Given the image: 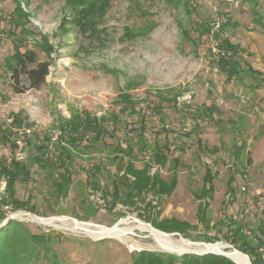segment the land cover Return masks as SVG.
<instances>
[{
	"label": "rangeland",
	"instance_id": "374dc122",
	"mask_svg": "<svg viewBox=\"0 0 264 264\" xmlns=\"http://www.w3.org/2000/svg\"><path fill=\"white\" fill-rule=\"evenodd\" d=\"M17 4L23 13L16 12ZM89 4L91 0L78 10ZM78 10L70 0H0V125L11 128L19 146L0 137V164L13 158L26 161L39 179L16 183V198L27 201L31 212L10 204L0 172V229L14 216L32 233L50 235L45 264H135L137 250L179 256L160 245L149 230L154 227L138 215L142 211L110 205L109 176L122 175L119 149L128 156L125 163L131 160L142 168L167 140L169 161L163 167L153 164L151 174L158 170L169 181L176 160L178 184L159 201L158 219L197 227L189 237L164 232L173 243L222 244L219 252L229 253V247L240 251L241 243L236 246L227 236L231 221L253 240L264 238V0H109L102 17H83ZM217 15L228 20L223 36L242 51L241 73L230 80L212 52L208 31L198 29L209 27ZM17 45L50 63V74L38 90H13L10 65ZM247 64L261 75H246ZM126 94L134 107L120 103ZM204 107L212 117L201 115ZM80 110L112 115L116 124L109 122L114 132L104 143L74 159L68 197L59 200L52 183L44 181L45 173L30 165L33 150L26 154L21 148L34 133L41 137L52 130L56 139L59 132L52 126L58 116L69 118ZM17 116L26 131L15 127ZM241 145L240 160L234 162ZM207 169L216 176L208 199L209 228L197 216ZM92 179L100 183L98 190ZM152 199L157 204L149 193L147 200ZM246 206L251 212L243 216ZM102 230L127 233L104 237Z\"/></svg>",
	"mask_w": 264,
	"mask_h": 264
},
{
	"label": "trees",
	"instance_id": "16d2710c",
	"mask_svg": "<svg viewBox=\"0 0 264 264\" xmlns=\"http://www.w3.org/2000/svg\"><path fill=\"white\" fill-rule=\"evenodd\" d=\"M90 0H70V4L74 9H77L84 4H88ZM172 1V0H169ZM89 9L87 6L78 10L81 16L102 17L106 14L108 9L109 0H91ZM16 12L23 13L21 6L16 5ZM83 14V15H82ZM90 14V15H89ZM213 22V21H212ZM211 22V23H212ZM209 27L200 26L199 32H203L202 29L210 31ZM224 26L223 31L226 29ZM202 28V29H201ZM209 29V30H208ZM221 47L225 51H230L231 54L222 56L219 60V67L226 72L228 79H232L241 73L240 65V52L239 45L233 44L228 39H223ZM21 46H15V53L11 56L14 65H10L12 74V87L15 93L21 94L28 90H38L45 83L50 74V63L47 61H39L37 54L33 50L20 49ZM245 74L251 77L261 75L260 72L254 70L250 66H247L244 70ZM167 101L166 98L163 97ZM120 103H127L129 106L134 107L135 104L131 97L126 94L120 96ZM161 107V106H159ZM144 113V111L142 112ZM204 117H212L213 112L210 108H202L200 111ZM113 118L111 120L110 118ZM116 124L115 118L110 115L95 116L87 110H80L73 112L69 118L62 115L58 116L54 122L52 129H57L59 132L56 139L52 130L49 133L39 137L38 134L29 135L25 140V145L21 148V151H25L28 154L31 149L33 152L29 154L30 165H36L40 170L45 173L44 181L49 180L57 194V198L66 199L68 197L70 186L73 182V164L76 157H81L85 152L95 147L97 144L104 143L105 137L110 136L112 132L109 130V122ZM15 127L21 128V130H27L24 126L25 122L18 116L13 120ZM141 135V134H140ZM0 137L7 142H12L13 147L16 146L17 138L13 136L11 128H7L5 125H0ZM166 139V138H165ZM243 145V144H242ZM242 145L234 151V162L240 160ZM157 146V145H155ZM144 150L146 145L142 146ZM170 144L167 140H164L163 144L158 145L153 150L151 161L148 166L137 168L135 163L131 160L124 162L128 157L123 154V150L120 151V171L122 175L118 178L109 176L112 183L113 192L110 195L111 208L116 207L118 204L133 205L142 212H139L140 218L147 219V223L151 224L155 229L165 233H179L184 237H189V231L196 229V226H192L184 221H178L177 219H163L159 220L158 217L161 214L160 200L164 196L172 195L174 189L178 184V172L175 170L177 166L176 160H173L172 177L169 181L164 180L159 171L151 174L153 164L160 167L165 166L169 161ZM112 161V159L110 160ZM251 163L252 160L248 159ZM99 169V166H98ZM83 170L80 168L78 171ZM76 171V170H75ZM0 172L6 177V192L10 204L14 208L29 210L35 212L34 208L29 206L27 201H21L16 198V183L18 181H39L36 180L35 174L30 172L29 164L26 161H22L17 158H13L9 163L5 162L0 164ZM77 173V171L75 172ZM90 177L93 175L90 173ZM215 174L211 170L207 169L203 178V190L201 199L203 202L198 207L197 216L202 225L209 228L210 220L207 217L209 209L208 199L211 200L214 193L213 181ZM233 181L231 177L230 185ZM90 184L94 190H98L100 183L97 180H91ZM152 193L153 198L157 199V204H154L153 199L147 200V195ZM104 194V193H103ZM229 195L234 200L235 192L230 188ZM108 198V192L103 195ZM206 199V200H205ZM139 204L143 205L141 209ZM236 222L231 221L228 225L229 238L232 237L234 245L238 246L240 251L250 257L252 264H264V238L252 239L244 234L234 225ZM207 228V229H208ZM233 229V230H232ZM235 230V231H234ZM50 235H37L32 233L24 224L18 220H11L3 228L0 229V264H45L47 252L50 250L51 244ZM251 239V240H250ZM217 241L210 238L209 242ZM239 251V252H240ZM240 252V253H241ZM241 253V254H243ZM167 258L161 257V254L142 251L135 254V264H236L230 259L215 255L206 254L202 256L194 254H185L183 256L167 255Z\"/></svg>",
	"mask_w": 264,
	"mask_h": 264
},
{
	"label": "bare ground",
	"instance_id": "6f19581e",
	"mask_svg": "<svg viewBox=\"0 0 264 264\" xmlns=\"http://www.w3.org/2000/svg\"><path fill=\"white\" fill-rule=\"evenodd\" d=\"M37 220H41L42 218H36ZM83 226L82 224H79V227ZM86 230H88L86 228ZM90 230V229H89ZM149 230L153 233V235H155V237L157 238V240L160 242V245H163L164 247H169L173 250V252L177 253V254H182L185 252H189V251H197V253H203V252H208V251H212V252H219L221 251V249L223 248L222 244H195V243H191L189 241H183L182 243H179L178 245H176V243H173L172 238L170 237V235H167L165 233H161L155 229H152L149 227ZM126 231L123 232H110L107 230H102L100 236H104V237H121L124 234H126ZM156 240V239H155ZM184 240V239H183ZM171 250V251H172ZM228 256L237 264H251L249 259L240 254L239 251L235 250L234 248L229 247V253Z\"/></svg>",
	"mask_w": 264,
	"mask_h": 264
},
{
	"label": "built area",
	"instance_id": "2783aa9c",
	"mask_svg": "<svg viewBox=\"0 0 264 264\" xmlns=\"http://www.w3.org/2000/svg\"><path fill=\"white\" fill-rule=\"evenodd\" d=\"M227 18L224 15H217L215 20L211 23L210 31L208 32V36L211 40V46H212V52L215 55L217 61L220 60V58L228 53H226L223 48L221 47L222 40L224 39L223 36V28L227 23ZM242 190L245 191V186L242 187ZM251 212V209L246 206L243 209V216L248 215ZM138 253L142 252V250H137Z\"/></svg>",
	"mask_w": 264,
	"mask_h": 264
},
{
	"label": "water",
	"instance_id": "95a60500",
	"mask_svg": "<svg viewBox=\"0 0 264 264\" xmlns=\"http://www.w3.org/2000/svg\"><path fill=\"white\" fill-rule=\"evenodd\" d=\"M35 217L37 218L38 216L35 215ZM15 219H16V217H14V216H9V217H7L6 220L4 221V223L2 224V226L8 224V222H10L11 220H15ZM154 229H155V228H154ZM155 230H157V229H155ZM157 231H159V230H157ZM159 232H161V231H159ZM161 233H164V232H161ZM203 244L206 245V243H203ZM211 245H212V244H211ZM238 251H239V250H238ZM240 252H241V251H240ZM187 253H194V252H185V253L177 254V255L182 256V255L187 254ZM241 253H243V252H241ZM198 254H201V255H205V254H216V255H222V256H225V257L231 259V258L228 256V254H226V253H222V252H212V251H208V252H203V253H198ZM243 254H244V253H243ZM244 255L249 259V261H250V263H251L250 257H249L248 255H246V254H244ZM231 260H232V259H231ZM232 261H233V260H232ZM235 263H236V262H235ZM251 264H252V263H251Z\"/></svg>",
	"mask_w": 264,
	"mask_h": 264
},
{
	"label": "crops",
	"instance_id": "0c3cea01",
	"mask_svg": "<svg viewBox=\"0 0 264 264\" xmlns=\"http://www.w3.org/2000/svg\"><path fill=\"white\" fill-rule=\"evenodd\" d=\"M226 28H227V26H226ZM225 38H226V37L224 36V39H225ZM235 45H238V44H235ZM225 52L228 53V54H231L230 51H226V50H225ZM241 52H242V51H241ZM241 52H240V54H241ZM247 66H249V65L247 64L246 67H247ZM250 67H251V66H250ZM251 68H252V67H251ZM254 70H255V69H254Z\"/></svg>",
	"mask_w": 264,
	"mask_h": 264
}]
</instances>
